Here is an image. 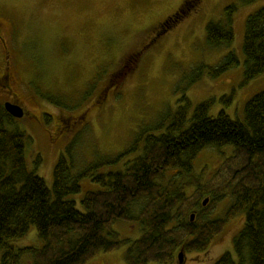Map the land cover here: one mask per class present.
I'll return each mask as SVG.
<instances>
[{"label":"rangeland","instance_id":"rangeland-1","mask_svg":"<svg viewBox=\"0 0 264 264\" xmlns=\"http://www.w3.org/2000/svg\"><path fill=\"white\" fill-rule=\"evenodd\" d=\"M192 1L183 17L158 35L154 27L185 0H0V74L8 67L11 78L10 86L0 79V104L14 101L23 108L25 115L14 118L11 128L29 138L26 165L48 189L54 165L72 141L76 169L95 158L112 159L127 146L132 132L163 120L168 112L185 105L184 97L189 102L187 121L195 106L206 100H212L210 117L223 111L231 119L242 120L247 100L264 90V72L242 84L244 24L250 14L264 8V0ZM232 4L236 6L234 40L229 48L212 49L205 39L206 24L219 19L223 8ZM229 51L235 53L238 65L212 75L209 67H215ZM97 72L101 75L89 97L78 101ZM46 97L57 99L59 106ZM231 151L232 146L203 148L193 160L192 176L200 184L210 181ZM130 157L104 164L100 172L122 169ZM163 176L156 181L163 185L171 181L175 186L192 178L176 171ZM80 185L78 194L67 197L78 209L85 191L100 189L88 178ZM193 189L187 187L186 193ZM205 198L209 201L211 193L204 194L200 203ZM228 203L225 197L211 205L206 218L223 215ZM208 204L191 214L195 216ZM242 225V215L235 216L205 250H177L169 264H212L225 252L233 255V239ZM111 230L118 240L131 242L141 234L139 225L124 221L112 223ZM10 243L15 248L42 245L34 227ZM128 246L123 243L113 251L98 252L84 264H126ZM21 261L26 264L29 258L23 256Z\"/></svg>","mask_w":264,"mask_h":264},{"label":"trees","instance_id":"trees-1","mask_svg":"<svg viewBox=\"0 0 264 264\" xmlns=\"http://www.w3.org/2000/svg\"><path fill=\"white\" fill-rule=\"evenodd\" d=\"M193 3L185 0L160 23L157 34L175 25ZM235 12L236 6L228 5L219 19L206 24L205 39L210 48L231 46ZM242 52L245 84L264 72L263 7L245 21ZM238 63L235 53L229 51L209 71L218 76ZM100 75L97 72L87 82L78 101L89 97ZM46 99L59 106L57 99ZM183 100L185 105L168 112L152 127L132 132L127 146L112 159L95 158L76 169L72 141L54 165L51 189L28 169L25 149L29 138L11 128L14 118L0 104V264H22L23 256L29 258L26 264H84L98 252L113 251L123 243L129 245L126 264H169L177 250H205L238 215H242L243 225L233 239L234 254L225 252L212 264H264V90L247 100L242 120L231 119L223 111L210 117L212 100H206L195 106L187 121L189 102L185 97ZM223 146H232L231 154L210 181L200 184L192 176L194 158L205 147ZM127 156L131 157L122 169L100 172L104 164ZM167 171L192 178L180 186L171 181L158 183L156 179L162 181ZM86 178L100 189L85 191L78 209L67 197L78 194ZM189 186L194 189L188 195ZM209 193L208 206L190 220L202 196ZM225 197L229 203L223 215L207 219L205 212ZM118 221L139 225L140 236L132 242L118 240L111 230V224ZM30 227L35 228L42 245L15 248L10 242L22 238Z\"/></svg>","mask_w":264,"mask_h":264},{"label":"water","instance_id":"water-1","mask_svg":"<svg viewBox=\"0 0 264 264\" xmlns=\"http://www.w3.org/2000/svg\"><path fill=\"white\" fill-rule=\"evenodd\" d=\"M3 108L4 110L12 117L15 119H20L21 117H23V109L16 103H12V102H4L3 103ZM208 202V198H205L204 200H202V205L205 206V204ZM194 215L191 214L190 215V220H193ZM182 253H179V260H181L182 258Z\"/></svg>","mask_w":264,"mask_h":264},{"label":"flooded vegetation","instance_id":"flooded-vegetation-1","mask_svg":"<svg viewBox=\"0 0 264 264\" xmlns=\"http://www.w3.org/2000/svg\"><path fill=\"white\" fill-rule=\"evenodd\" d=\"M159 27H160V24H158V26H155L154 28H156V30H159ZM7 68H8V67H7ZM7 68H5L4 71L0 74V79H4L5 82L8 83L7 86H8V85L10 86L11 78H10V76H9L8 71H6ZM12 95H13V94H12ZM11 102H12V103H16V102H14V101H11ZM22 109H23V108H22ZM23 113H24V114H23V116H24V115H25L24 110H23ZM80 120H81V119H80ZM78 121H79V119H78V120L76 119L75 123H78ZM67 126H71V125L69 124V121H68Z\"/></svg>","mask_w":264,"mask_h":264}]
</instances>
